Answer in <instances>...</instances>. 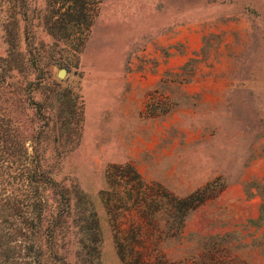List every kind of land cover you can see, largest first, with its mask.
I'll return each mask as SVG.
<instances>
[{
	"label": "rangeland",
	"instance_id": "obj_1",
	"mask_svg": "<svg viewBox=\"0 0 264 264\" xmlns=\"http://www.w3.org/2000/svg\"><path fill=\"white\" fill-rule=\"evenodd\" d=\"M74 1L0 0V122L65 188L44 191L53 251L29 190L2 241L36 264H264V0Z\"/></svg>",
	"mask_w": 264,
	"mask_h": 264
},
{
	"label": "trees",
	"instance_id": "obj_2",
	"mask_svg": "<svg viewBox=\"0 0 264 264\" xmlns=\"http://www.w3.org/2000/svg\"><path fill=\"white\" fill-rule=\"evenodd\" d=\"M74 2L75 5H73V7H76V12L78 13L79 11L85 10L87 8L88 3L86 0H75ZM75 18H71L69 23L74 21L80 22L81 20H85L84 18L81 19L80 17L76 16ZM93 21L94 19L92 17V19L88 23V29L92 27L94 23ZM11 133L12 128L10 129L9 120H4L3 123L0 122V176H2L6 167L5 165L9 164L11 158H13L14 163L17 164L16 168L18 170V172L13 176L10 172L8 173L9 177H13L12 180L9 179V177L0 178V223H13L10 220V217L12 216V213L15 211V209L23 211V206L35 207V202L28 199L24 201L22 198V196H26L28 194L26 191L29 190L31 192L32 198L35 201H38L36 207L37 210H39V213L36 214L34 210L30 212L24 211V213L21 215L23 217L22 222L34 223L36 222V220H38V224L35 225L34 228L31 227V229L38 228V231L34 230V233L40 232V230L42 229L47 231L45 233L48 236L47 243H49L50 250L53 251L54 247L52 245L51 240L53 238L52 235L54 234V225H56L57 223H45V221H47V214L46 211L43 209L44 203L46 202L44 198V191H46V189L50 187L55 188L58 196H61L62 194H65L64 184L55 181L49 167H46L44 163H42V161H37V159H35L34 157L32 158V161L28 163L29 166L31 165L30 168L23 167L21 169L20 158L23 155L21 153V149L19 148L18 142H13V144L11 145L10 142L12 139L9 138ZM34 133L35 129L32 130L31 141H33L34 139ZM21 138L22 139H20V144H22V146H25L27 151V141L23 135H21ZM35 152L38 151L35 149ZM19 155L20 157H18ZM24 160L25 159H21V162L23 164H25ZM24 176H26L25 179L21 180V178H23ZM24 181H27L25 185H23ZM225 187L226 185L218 186L216 180L211 181L206 184L203 188L196 190L188 197L180 200V205L187 204L188 207L190 206L191 210H194L198 206L202 205L207 198L218 196L224 190ZM12 189L13 191H11L10 193L7 192ZM176 206H178V204H176L175 207ZM33 212L34 216H32ZM262 218H264V212L261 215V219ZM4 227L5 224H0V264H36L41 262L42 254L40 249H42V247L38 246L37 243L33 242L28 246V253L25 254L30 258H25V256L21 257L19 255V250H16V248L13 246H10L12 240L7 239L4 242L2 241L3 237L7 235L3 232ZM11 229H13V227H11ZM18 229L19 228H16V230Z\"/></svg>",
	"mask_w": 264,
	"mask_h": 264
},
{
	"label": "water",
	"instance_id": "obj_3",
	"mask_svg": "<svg viewBox=\"0 0 264 264\" xmlns=\"http://www.w3.org/2000/svg\"><path fill=\"white\" fill-rule=\"evenodd\" d=\"M66 74H67V69L66 68H63V69H61L59 71L58 76L61 77V78H63V77H65Z\"/></svg>",
	"mask_w": 264,
	"mask_h": 264
}]
</instances>
